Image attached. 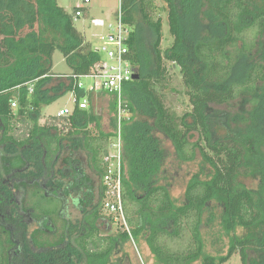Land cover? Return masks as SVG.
Returning a JSON list of instances; mask_svg holds the SVG:
<instances>
[{"label":"trees","instance_id":"16d2710c","mask_svg":"<svg viewBox=\"0 0 264 264\" xmlns=\"http://www.w3.org/2000/svg\"><path fill=\"white\" fill-rule=\"evenodd\" d=\"M163 1L174 38L165 50L155 4H120L139 74L125 85L133 115L122 121L131 235L165 264H224L234 255L241 264H264V0ZM83 9L69 13L58 0H0V264H125L128 257L117 256L131 239L127 230L102 234L112 218L102 213L104 186L97 192L93 176L103 178L115 132L103 128L93 104L104 92L79 87V76L103 64L74 24ZM139 13L156 34L149 49L140 46ZM56 50L72 74L53 72ZM167 61L179 67L191 104L181 117L166 104ZM68 92L73 112L42 123V109ZM83 99L88 108H79ZM110 107L116 112L115 99ZM163 137L179 161L200 155L209 166L190 179L181 203L167 183ZM70 200L81 214L76 220ZM217 220L229 239L226 255L205 251L202 228Z\"/></svg>","mask_w":264,"mask_h":264},{"label":"rangeland","instance_id":"374dc122","mask_svg":"<svg viewBox=\"0 0 264 264\" xmlns=\"http://www.w3.org/2000/svg\"><path fill=\"white\" fill-rule=\"evenodd\" d=\"M152 1L155 4V10L151 13L154 19L161 18L162 20V32L163 39L161 43L162 50H165L172 45L174 38L170 33V27L167 20L166 3L163 0H147ZM60 6H62L69 13H73L76 7H83V14L77 16L75 20L76 28L85 36L86 40L91 43L93 49L101 47L104 43L102 39L107 33V26L113 22L117 16V12L120 10L121 0H90L89 3H85L84 0H58ZM262 4V3H260ZM151 12V10H149ZM139 21V38L140 46L144 49L151 47L156 38V34L151 27L143 19L142 14L136 15ZM53 72L61 75L63 73H70L72 69L67 63L63 53L60 50H56L53 55ZM166 65L169 68L171 74V80L169 82L168 90H166V104L176 113L179 117L184 113L191 110V104L187 95L185 94L186 87L183 84L180 69L173 62L167 61ZM87 85L93 83V80L88 78L84 79ZM96 97L93 104L96 109L100 110L103 115V128L107 131H113L111 127L112 119L115 117L116 112L111 110V101L114 99L113 95L107 93H95ZM75 105V98L71 92L56 99L52 104L45 106L42 109L41 122L49 120L56 116L61 110L73 109ZM125 116H132V112L127 109ZM58 116V115H57ZM197 137V136H195ZM164 142L170 151V157L166 163V176L167 183L170 186V192L178 202H182L185 198V191L190 179L196 175L201 174L202 171H207L209 166L202 164V157L198 155L195 160L188 162H181L175 156V149L171 141L165 137ZM193 140H196L194 138ZM204 168L205 170H202ZM96 185V191L98 192L99 186L102 183L101 178L95 175L93 176ZM247 185H256L255 179L247 176H242ZM214 203V202H213ZM215 206V204H212ZM68 209L71 213V217L76 220L81 217L79 210L74 206L70 200L68 203ZM219 211V210H218ZM103 214L109 216L102 211ZM110 223L111 227L109 231H104L102 234H117L123 228L121 222ZM202 233L205 241V251L216 256L220 254H227L229 239L226 235H222L220 231V224L216 222L204 224ZM170 246L173 248L180 247L176 241H169ZM125 253H128V257L125 259V264H165V262L159 260L151 252L147 243L141 239L139 242L130 239L124 246V249L120 251L117 256L123 257ZM167 264V263H166ZM192 264H200L196 261ZM224 264H241L239 255H234L229 261Z\"/></svg>","mask_w":264,"mask_h":264},{"label":"built area","instance_id":"2783aa9c","mask_svg":"<svg viewBox=\"0 0 264 264\" xmlns=\"http://www.w3.org/2000/svg\"><path fill=\"white\" fill-rule=\"evenodd\" d=\"M89 3L90 0H84ZM82 11L78 10L77 16H81ZM76 20V19H75ZM104 43L101 47L95 49L103 57V64L97 72L87 74L81 77L82 81L79 87L88 92H104L114 96L117 102L116 121L117 125L114 129V136L107 153L104 156L105 173L102 178L104 186L103 199L101 208L112 218V222H121L122 230H127L131 235L128 225L124 199H123V180L125 176V159H124V144L122 137V121L125 117L127 109L125 108V85L134 80V65L130 59V29L124 21L121 5L117 12L115 20L108 24L107 33L102 37ZM92 79L93 83L87 85L84 79ZM31 87V91H32ZM74 96V95H73ZM17 102H12V107L16 108ZM87 99H83L79 108H88ZM74 109V108H73ZM73 109L61 110L57 115L66 116L73 112Z\"/></svg>","mask_w":264,"mask_h":264},{"label":"water","instance_id":"95a60500","mask_svg":"<svg viewBox=\"0 0 264 264\" xmlns=\"http://www.w3.org/2000/svg\"><path fill=\"white\" fill-rule=\"evenodd\" d=\"M138 77H139V74L137 73V70H135L133 78L137 79Z\"/></svg>","mask_w":264,"mask_h":264},{"label":"crops","instance_id":"0c3cea01","mask_svg":"<svg viewBox=\"0 0 264 264\" xmlns=\"http://www.w3.org/2000/svg\"><path fill=\"white\" fill-rule=\"evenodd\" d=\"M56 74H57V73H56ZM70 74H72V71H71L70 73H63V74H61V75L65 76V75H70Z\"/></svg>","mask_w":264,"mask_h":264}]
</instances>
